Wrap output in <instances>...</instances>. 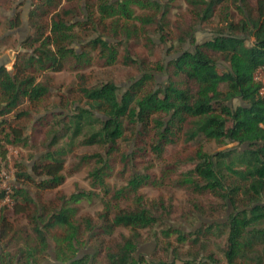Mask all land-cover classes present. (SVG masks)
Instances as JSON below:
<instances>
[{"label":"trees","instance_id":"16d2710c","mask_svg":"<svg viewBox=\"0 0 264 264\" xmlns=\"http://www.w3.org/2000/svg\"><path fill=\"white\" fill-rule=\"evenodd\" d=\"M184 2L193 20L190 31L184 34L186 42L193 39L198 25L215 18L225 5L235 6L242 18L232 21L226 15V25L215 28L209 41L197 44L194 51H185L171 62V78L156 89L153 87L156 79L147 74L126 92L112 81L98 86L85 82L74 106L61 95V113L53 112L40 122L49 127L51 147L65 140L69 150L48 152L35 162L33 174L40 181L22 166H16L19 169L11 194L12 206L5 205L0 211L1 264H39L47 252L49 239L58 237V230L71 231L66 240L81 233V227L72 220L75 209L64 204L59 210L52 204H38V198L28 188L30 185L40 190L61 187L65 181L62 175L65 156L78 142L99 148L111 146L113 150L120 144L132 146V153L120 155L124 168H133L137 158L145 160L151 154L165 162L164 174L178 172L175 186L191 190L194 195L212 194L236 210L228 211L225 220L217 221L199 208L198 212L209 222L203 229L192 235L175 228L163 233L166 237L177 235V241L182 244L190 241L201 252L206 251L201 238L207 239L213 230L218 239L225 238V263L211 253L203 261L195 257L189 264H264V83L256 79L258 74L264 75V0H254L253 4L250 0ZM132 7L147 13L136 18ZM95 11L98 17L93 16ZM167 13L168 8L160 0H31L29 25L34 33L17 47L12 70L0 66V173L7 166L8 146L22 145L27 139L21 121L31 118V114L21 111L22 106L37 108L52 95V80L47 74L62 72L68 59H74L77 67L90 62L84 51L81 54L74 49L75 44L82 42L79 32L89 37L82 48L97 52L106 65L112 66L118 61V46L145 36L148 26L157 24L162 30L159 21ZM134 20H139L141 27ZM11 23L13 29L19 28L20 15ZM124 50L123 64H137L130 50ZM220 61L229 68H221ZM235 101H238L236 106ZM11 115L13 120L8 119ZM209 143L224 148L236 146L208 153L205 144ZM179 145L181 149L168 158V148ZM88 158L100 164L90 173L92 188L108 193L105 179L111 176L112 165L99 153L82 156L80 163ZM187 166L191 169L179 171ZM162 182L149 174H135L130 177L128 189L141 199L140 188H159ZM3 196L4 193L0 199ZM123 197L118 191L111 200L118 203ZM79 198L74 196L71 201ZM9 209L13 215L26 217L34 240L16 230L8 216ZM55 210L58 211L53 213ZM100 217L103 225L95 237L109 236L117 227H126L139 238V228H149L157 222L145 208L113 212L108 204ZM86 227L92 229L90 219H86ZM24 238L28 249L19 246ZM133 240L127 239L108 252L107 264L143 262L136 258ZM91 260L83 257L68 264H91Z\"/></svg>","mask_w":264,"mask_h":264},{"label":"rangeland","instance_id":"374dc122","mask_svg":"<svg viewBox=\"0 0 264 264\" xmlns=\"http://www.w3.org/2000/svg\"><path fill=\"white\" fill-rule=\"evenodd\" d=\"M117 1L113 0V2ZM160 2L168 8L165 19L159 21L163 29L159 30L157 24L148 26L145 36L118 46L119 55L115 65H106L105 60L101 59L97 52L88 47L82 48L89 42V37H84L83 33L79 32L82 42L75 44L74 49L81 54L84 51L90 62L85 61L77 67L78 63L74 59H68L62 72L47 74L52 80L53 87L50 99L37 108L29 107L27 104L22 106L21 111H29L31 114V118L21 121V124L26 127L27 139L22 145L8 146L6 172L10 173L13 170L16 175V170L19 169L16 166H22L36 181H40L41 178H37L33 174L35 162L48 152L61 148L69 150L65 140H60L57 145L51 147V139L47 134L49 127L40 122L46 115L53 112L61 113V108H59L61 107V95L70 105L74 106L80 98L79 89L85 82L90 86H98L101 83L112 81L122 92H126L135 81L141 80L147 74L153 75L156 79V83L153 85L156 89L158 84H165L171 78L173 72V69L169 67L171 62L182 56L185 51H194L197 44L209 41L215 28L226 25V15L232 21L242 18L235 6L225 5L215 18L198 25L193 31V39L186 42L184 34L189 32L193 25L190 8L184 0H160ZM250 3L253 4L254 0H250ZM30 8L31 0H0V64L7 70L13 69L17 47L34 33L29 25ZM132 8L136 18L143 17L147 13L136 7ZM17 15H20L22 25L13 29L11 20ZM98 15L97 11L93 13L94 17H98ZM133 22L141 27L139 20ZM109 41L112 42V40ZM126 48L130 50L131 56L138 61L137 64L131 66L123 64L122 57L125 55L124 49ZM219 66L223 69L229 68V65L223 61L219 62ZM149 87L152 86L149 85ZM234 105H238V101H235ZM13 117L11 115L8 119L13 120ZM235 146L236 144H231L224 148L215 143H209L205 144V151L214 153ZM118 147L117 150H113L111 146L99 148L83 146L78 142L73 150L65 156L66 163L62 172L65 181L61 187L54 190H40L33 185L28 186L32 196L35 199L38 198V204L48 206L52 204L58 210L64 204L66 208L75 209L72 220L75 226L81 227V233L73 239L67 240L65 237L70 236L71 231L66 228L58 230L56 232L58 237L49 239V247L42 259L40 255L38 256V259H41L39 264H68L74 259L83 257L93 259L91 264H107L106 254L113 251L117 245H123L127 239H134L137 248L136 258L143 261L140 264H189L195 257L203 261L211 253H214L220 262L225 263L223 255L225 238L218 239L215 230L207 239L201 238V243L206 246L204 252L199 251L198 246L192 245L190 241L179 243L175 234L166 237L163 233L168 228H175L192 235L199 229H203L204 225L209 222L198 212L199 208L206 216H213L217 221L225 220L228 211L235 213L236 210L227 207L224 202L212 194L194 195L191 190L175 186L174 180L177 178L178 172H176L177 174H164L165 162L158 161L151 154L145 160L141 157L137 158L133 168L130 166L124 168L120 163V155L132 153L133 148L125 144H120ZM181 147L182 145L169 147L168 158ZM98 153L102 154L113 168L111 176L105 179L108 193H105L104 189L96 190L91 186L90 173L100 165L96 159L88 158L86 162L80 163L82 156ZM189 169L191 167L187 166L182 167L179 171L184 172ZM122 171L123 174H120ZM135 174H149L156 180L162 179V186L140 188L138 195L141 199H138L128 189L130 177ZM118 191L122 192L124 197L120 202L115 203L111 200V196ZM74 196H80L79 200L71 201ZM107 204L113 212L120 209L132 212L145 208L153 213L157 222L152 227L139 228L137 232L139 238L134 236L136 234L132 229L126 227H117L109 236L95 237L94 235L103 225L100 214L105 212ZM12 211V209L8 210V216L14 222L16 230L29 235L34 240L31 225L26 217L13 215ZM86 219L91 220V230L86 227ZM25 241V238L19 241V246L27 248ZM0 250H2L1 245ZM99 250L101 252L95 257ZM1 258L0 251V260Z\"/></svg>","mask_w":264,"mask_h":264},{"label":"built area","instance_id":"2783aa9c","mask_svg":"<svg viewBox=\"0 0 264 264\" xmlns=\"http://www.w3.org/2000/svg\"><path fill=\"white\" fill-rule=\"evenodd\" d=\"M256 79L263 80L264 83V75H262L261 73L256 76ZM15 179L16 178L13 170L8 173L5 169H2L0 173V195L4 193V196L2 199H0V211L5 205L12 206L11 194L13 191V184L15 183Z\"/></svg>","mask_w":264,"mask_h":264},{"label":"water","instance_id":"95a60500","mask_svg":"<svg viewBox=\"0 0 264 264\" xmlns=\"http://www.w3.org/2000/svg\"><path fill=\"white\" fill-rule=\"evenodd\" d=\"M0 66H2V64H0Z\"/></svg>","mask_w":264,"mask_h":264},{"label":"flooded vegetation","instance_id":"af4514ba","mask_svg":"<svg viewBox=\"0 0 264 264\" xmlns=\"http://www.w3.org/2000/svg\"><path fill=\"white\" fill-rule=\"evenodd\" d=\"M78 259V258H77ZM1 264V263H0Z\"/></svg>","mask_w":264,"mask_h":264}]
</instances>
